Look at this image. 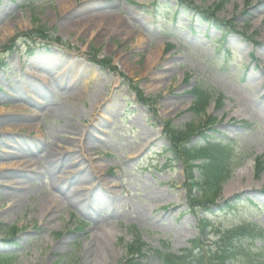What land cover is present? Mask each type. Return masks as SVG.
Segmentation results:
<instances>
[{
  "label": "rangeland",
  "instance_id": "374dc122",
  "mask_svg": "<svg viewBox=\"0 0 264 264\" xmlns=\"http://www.w3.org/2000/svg\"><path fill=\"white\" fill-rule=\"evenodd\" d=\"M192 1L204 8L217 0ZM174 8L173 0H0L6 264H117L132 226L148 249L177 253L199 236L200 248L214 252L217 229L240 225L252 231L233 233L234 263L264 264V172L255 178L250 164L264 155V0H224L215 16L230 26L220 29L191 19V9L178 7L173 19ZM40 24L70 47L22 34ZM89 46L126 77L87 60ZM195 85L211 89L207 112L221 120L204 133L230 141L240 160L219 208L198 214L162 122L193 120ZM134 86L155 103L140 102ZM12 226L14 242L3 241Z\"/></svg>",
  "mask_w": 264,
  "mask_h": 264
},
{
  "label": "trees",
  "instance_id": "16d2710c",
  "mask_svg": "<svg viewBox=\"0 0 264 264\" xmlns=\"http://www.w3.org/2000/svg\"><path fill=\"white\" fill-rule=\"evenodd\" d=\"M176 6H184L187 10H193V14L199 17L201 22H206L209 25H213L215 28H221L224 26L227 28L230 26L227 21L226 24H222L218 17L215 16L216 12L220 10L224 4V0L215 2L210 8H200L190 0H175ZM155 2H153V5ZM173 15L177 12L173 11ZM156 15V13H154ZM222 21V20H221ZM38 32L41 37H48L46 35L44 27H38L33 30ZM32 31V32H33ZM55 40L60 41L58 38ZM91 48L90 60L100 66V68L108 70L110 72H117V68L111 64L109 57H97L98 49ZM122 78H125L120 72H118ZM136 85V84H134ZM132 89V88H131ZM136 96L138 100L143 104H153L152 98L145 97L142 91L134 86ZM193 100L192 104L188 108L193 112V120L186 123L182 127H175L170 119L162 120L163 132L172 145L174 158L182 162L184 166L185 180L183 188L187 196V203L189 210L195 214L198 211L204 210V212L210 211V208L215 204V200L221 190L222 184L228 179L233 167L240 162L235 155V148L230 141H226L222 138L213 137L212 135H206L203 128H208V133L213 134L216 130L213 125L217 121L212 115L206 112V108L209 105L212 93L211 89L203 87L201 85H195L190 90ZM221 95L219 94L215 101V106L218 108L221 106ZM194 136H201L200 139L192 140ZM168 150V149H164ZM199 159V164H194L193 161ZM166 163H170L173 159L170 156H165ZM198 172L194 174L193 169ZM264 171V157L257 156L254 164V175L259 177ZM264 190V188H263ZM219 208V207H218ZM208 222L206 217H202L198 220V227L200 233H203V229L206 228ZM250 226H239L223 232L217 229V237L220 239V245H216V249L200 248L199 237L191 240V246L187 249H183L180 253L174 254L168 250H161L159 248L148 249L146 244L141 240L140 234L135 228H132L134 238L126 244L127 256L120 264H149L151 257L157 259L161 264H235V250L239 245L237 242H233V233L245 235L248 233ZM16 232L14 227L5 231L4 238H12ZM12 239H9V242ZM5 255L0 254V264H6Z\"/></svg>",
  "mask_w": 264,
  "mask_h": 264
},
{
  "label": "bare ground",
  "instance_id": "6f19581e",
  "mask_svg": "<svg viewBox=\"0 0 264 264\" xmlns=\"http://www.w3.org/2000/svg\"><path fill=\"white\" fill-rule=\"evenodd\" d=\"M250 164H251V161H250Z\"/></svg>",
  "mask_w": 264,
  "mask_h": 264
}]
</instances>
